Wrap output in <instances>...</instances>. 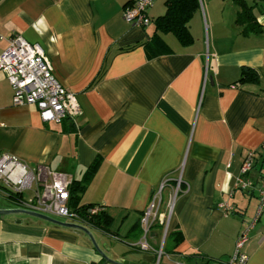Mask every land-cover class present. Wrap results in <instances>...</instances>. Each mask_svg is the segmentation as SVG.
Instances as JSON below:
<instances>
[{
	"label": "crops",
	"instance_id": "1",
	"mask_svg": "<svg viewBox=\"0 0 264 264\" xmlns=\"http://www.w3.org/2000/svg\"><path fill=\"white\" fill-rule=\"evenodd\" d=\"M130 1L0 0V54L15 33L40 43L81 105L73 120L45 122L35 104L13 105V88L0 71V155L67 173L82 205L104 208L106 229L86 226L105 237L115 260L221 264L255 219L264 176V0H200L187 42L156 27L166 0H155L147 26L124 19ZM250 150L256 159L248 176L256 185L242 189L237 178ZM22 173L21 166L13 171ZM180 176L183 192L158 258L136 246L142 217L168 179L166 208ZM4 182L0 195L12 203L35 195L36 182L19 198ZM221 203L234 206L232 213ZM163 229H150L154 248ZM243 250L247 264H264V211ZM105 261L73 230L0 216V264H115Z\"/></svg>",
	"mask_w": 264,
	"mask_h": 264
},
{
	"label": "built area",
	"instance_id": "2",
	"mask_svg": "<svg viewBox=\"0 0 264 264\" xmlns=\"http://www.w3.org/2000/svg\"><path fill=\"white\" fill-rule=\"evenodd\" d=\"M154 2L155 0L130 1L124 7V19L137 26L149 25L152 22L149 10ZM8 41V47L0 54V71L6 73L13 88V105L35 104L45 122L75 119L81 113V105L75 93L67 89L56 77L51 59L44 47L40 43L28 41L18 33L10 35ZM255 159V151H248L237 178V187L250 189L256 185L248 176L254 168ZM17 166H21L23 173L19 177H14L13 171ZM0 178L5 181L6 192L18 198L25 189H30L36 182L34 197L30 200L19 198L21 206L87 224L77 212L70 208L72 179L67 173L53 170L46 164H40L34 169L28 168L17 156L2 153ZM168 182V179L162 182L145 210L141 221L144 234L136 244L142 251L155 252L158 258L164 251L163 245L175 202L179 194L183 192V180L180 176L169 193L166 208L161 210L164 203L163 192ZM258 185L259 202L255 219L240 231L233 254L221 264H247L249 260L243 247L249 239L256 220L264 211V176L259 178ZM220 207L226 214L232 213L234 209V206L227 203H221ZM101 211H104V208L100 205H95L89 210L91 214H98ZM155 223H160L164 227L158 248H154L148 240L150 229Z\"/></svg>",
	"mask_w": 264,
	"mask_h": 264
},
{
	"label": "trees",
	"instance_id": "3",
	"mask_svg": "<svg viewBox=\"0 0 264 264\" xmlns=\"http://www.w3.org/2000/svg\"><path fill=\"white\" fill-rule=\"evenodd\" d=\"M166 4V13L156 19L157 29L163 32H173L181 41L187 42L190 39L188 21L200 7V0H166ZM97 164L98 163L95 162L87 171L83 181H81L84 185L80 186L79 190L82 191L85 188V185L93 175ZM75 187L78 188L75 186V181H73L70 187V208L77 212L88 225L106 229L108 216L106 215L105 210L98 214H91L89 210L94 207L95 204L82 205L80 195ZM12 195L14 196V194Z\"/></svg>",
	"mask_w": 264,
	"mask_h": 264
},
{
	"label": "water",
	"instance_id": "4",
	"mask_svg": "<svg viewBox=\"0 0 264 264\" xmlns=\"http://www.w3.org/2000/svg\"><path fill=\"white\" fill-rule=\"evenodd\" d=\"M0 216L4 220L23 224L51 225L73 230L75 233L81 234L86 238V240L96 249V252L100 253L106 261L115 264H151L145 261L138 263L120 257L115 260L116 255L110 250L105 237L92 228L65 217L17 205L2 197H0Z\"/></svg>",
	"mask_w": 264,
	"mask_h": 264
},
{
	"label": "rangeland",
	"instance_id": "5",
	"mask_svg": "<svg viewBox=\"0 0 264 264\" xmlns=\"http://www.w3.org/2000/svg\"><path fill=\"white\" fill-rule=\"evenodd\" d=\"M25 194H27V193H25ZM27 195H29V194H27ZM0 197H2V195H0ZM2 198H3V197H2ZM156 231H159V228H157V227L155 226V227H153V229H152V233H153V232H156ZM158 239H159V238H158ZM158 245H159V244H158ZM158 245H157V248L159 247ZM163 249H164V245H163ZM163 253H165V250L163 251Z\"/></svg>",
	"mask_w": 264,
	"mask_h": 264
}]
</instances>
